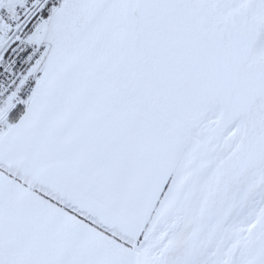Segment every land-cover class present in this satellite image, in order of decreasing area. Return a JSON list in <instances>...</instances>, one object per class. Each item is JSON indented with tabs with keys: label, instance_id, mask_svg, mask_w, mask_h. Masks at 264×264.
I'll use <instances>...</instances> for the list:
<instances>
[{
	"label": "snow or ice",
	"instance_id": "1",
	"mask_svg": "<svg viewBox=\"0 0 264 264\" xmlns=\"http://www.w3.org/2000/svg\"><path fill=\"white\" fill-rule=\"evenodd\" d=\"M0 264H264V0H0Z\"/></svg>",
	"mask_w": 264,
	"mask_h": 264
}]
</instances>
